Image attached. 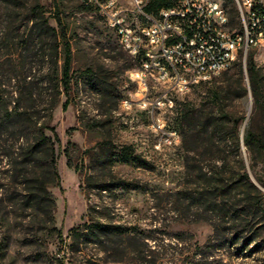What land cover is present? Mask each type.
Listing matches in <instances>:
<instances>
[{"label": "rangeland", "instance_id": "rangeland-1", "mask_svg": "<svg viewBox=\"0 0 264 264\" xmlns=\"http://www.w3.org/2000/svg\"><path fill=\"white\" fill-rule=\"evenodd\" d=\"M36 2L58 33L56 18L67 28L72 51L69 93H64L61 82L62 42L53 69L49 61V52H55L53 38L41 39L38 30L31 29ZM232 27L240 28L239 19ZM6 52H17V64L1 62L0 72L29 74L28 79L43 89L44 119L49 114L46 108L56 102L48 124L60 138V179L48 187L55 200L53 226L40 223L42 216L31 215L12 218L7 230L0 225V242L5 236L9 241L4 264H264V221L240 234L230 217H223L201 195L206 191L204 172H212L215 161L221 165L223 159L232 171L239 170L241 160L264 193L258 180H264V154L258 152L252 160L241 140L252 117L256 130L264 125L251 91L242 97L236 94L241 60L191 91L173 94V109L157 110L165 131L175 129L180 135L179 141L169 143L163 131L151 128L145 111L136 106L132 112L136 118L131 120L123 110L121 100L134 90L129 71L135 61L104 16L86 9L80 0L0 3V60ZM249 52L264 71V40ZM52 79L59 82L61 93L50 88ZM3 82L12 100L14 85L8 77ZM244 84L249 86L246 74ZM163 88L157 85L152 98ZM215 90L230 92L225 107L233 120L226 121L215 139L202 132L187 135L184 146L179 109L185 103L210 104ZM209 111L211 107L205 110ZM212 114L216 121L217 112ZM233 202L227 200L228 205ZM263 218L261 213L255 222ZM255 230L256 241L250 239Z\"/></svg>", "mask_w": 264, "mask_h": 264}, {"label": "trees", "instance_id": "trees-1", "mask_svg": "<svg viewBox=\"0 0 264 264\" xmlns=\"http://www.w3.org/2000/svg\"><path fill=\"white\" fill-rule=\"evenodd\" d=\"M221 1L227 8L232 23H237L236 1ZM14 2L17 3V0H0V3L6 6ZM83 6L86 9L95 10L85 4ZM154 8H156L155 3L148 10ZM56 20L60 27L59 33L57 28L52 26L48 18L44 16L39 2L34 4L31 29H37L41 39L44 37L53 38L55 52H49V61H51L53 69L58 65L60 41L64 46L61 82L64 93H69L72 79L71 43L67 39L66 26L59 17ZM16 53L6 52L2 55L0 63L14 61L17 64ZM236 74L240 90L236 92L237 96L242 97L250 90L254 97L255 112H261L264 123V71L255 61L253 52L248 53L245 68L241 60ZM245 74L248 76L249 86L244 84ZM28 76L27 72L21 70L17 71L15 75L12 70L7 74H4L3 71L0 72V165L4 167L0 170V225L5 226L6 230L11 225L12 218L23 219L27 215L42 216L39 219L40 223L49 222L52 226L54 224L52 213L55 200L48 187L60 179L57 153V144L60 143V138L56 129L49 126L48 122L52 118L56 102L54 100L46 108L49 114L48 118L44 119L42 115L43 89L37 88L36 84L28 79ZM4 77H8L14 85V89L11 91L12 100L8 99V94L5 92ZM55 81V79L50 80V88L61 93L60 84L59 82L55 84ZM228 93L230 94L229 91ZM229 94L225 90H215L210 98V104H208L210 106H197L192 103H185L181 106L178 118L183 132L184 146L187 135L193 137L202 132L210 139H215L217 132L225 130L226 121L233 120L231 112L225 107ZM67 105L68 102H65L64 107L66 108ZM209 107H211V111L205 112ZM215 111L218 116L216 121H213L212 117L216 116L212 113ZM253 119L252 117L251 122ZM251 122L241 140L250 152L252 160H255V155L258 152L264 154V125L256 130ZM211 127H213V131H211ZM47 130H50L52 135L48 134ZM240 145L239 140L235 146L236 154L240 152ZM226 166L227 160L223 159L221 165L215 161V169L212 172H204L206 191L201 192V195L214 205L213 208L219 211L223 217L229 216L241 234V231L252 230L256 224L264 221L263 218L257 223L255 222L257 215L264 214V193L251 180L250 174L241 160L240 168L237 171H232V168L227 169ZM251 167L254 168L253 164ZM230 171H232L228 177L230 182H227L226 177ZM258 180L264 186V180L259 177ZM250 189L255 192L254 195ZM227 200L234 202L228 205ZM256 230L254 231L256 236L250 238L254 241L257 240ZM8 243L7 236L0 242V264H4Z\"/></svg>", "mask_w": 264, "mask_h": 264}, {"label": "built area", "instance_id": "built-area-1", "mask_svg": "<svg viewBox=\"0 0 264 264\" xmlns=\"http://www.w3.org/2000/svg\"><path fill=\"white\" fill-rule=\"evenodd\" d=\"M235 1L240 28L232 27L221 0H80L104 16L135 61L129 71L134 90L121 100L131 120L137 106L167 142L179 141L177 130L165 131L157 110L173 109L175 94L212 80L238 60L245 65L250 49L264 40V0ZM153 3L156 8L148 10ZM157 85L164 90L153 99Z\"/></svg>", "mask_w": 264, "mask_h": 264}]
</instances>
